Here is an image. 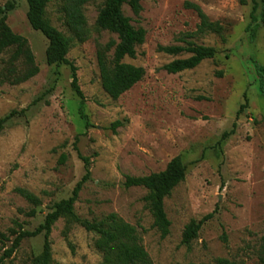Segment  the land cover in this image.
<instances>
[{
  "label": "rangeland",
  "instance_id": "1",
  "mask_svg": "<svg viewBox=\"0 0 264 264\" xmlns=\"http://www.w3.org/2000/svg\"><path fill=\"white\" fill-rule=\"evenodd\" d=\"M256 1L261 27L255 42L249 32L253 0H142L139 16L125 6L133 26L146 31V41L135 59L124 62L146 75L113 100L102 86L98 54L119 38L99 29L105 0H92L83 9L87 39L74 38L67 56L78 69L81 100L72 89L71 67L47 63L49 41L31 28L27 2L0 0L3 10L11 7L7 24L27 39L40 69L28 82L0 86V119L26 110L0 134V259L17 224L35 231L57 203L72 196L86 174L83 157L91 161V178L75 205L76 216L95 221L117 215L136 228L153 264H217L218 259L264 264V95L256 74L257 64L264 66V3ZM190 5L222 26L223 34L198 33L200 18ZM64 16L63 0H52L47 19L73 38ZM187 42L214 48L215 58L168 73L166 65L190 55L171 56L159 48ZM13 51L0 54V72ZM113 53V48L107 52L110 59ZM24 68L19 62V71ZM117 122L123 125L114 129ZM176 157L187 175L165 200L171 233L163 239L145 202L149 192L128 189L125 181L163 172ZM18 189L34 194L40 205L34 207ZM33 209L37 213L30 216ZM213 213L191 247L183 245L186 227ZM50 239L52 264L103 262L96 235L69 219L54 225ZM43 247L44 234L26 239L2 264H36Z\"/></svg>",
  "mask_w": 264,
  "mask_h": 264
},
{
  "label": "trees",
  "instance_id": "2",
  "mask_svg": "<svg viewBox=\"0 0 264 264\" xmlns=\"http://www.w3.org/2000/svg\"><path fill=\"white\" fill-rule=\"evenodd\" d=\"M28 4V21L34 31L42 33L49 41L47 50V63L52 65H69L72 70V89L75 94L84 100V94L79 85L78 69L70 63L67 56L72 47L74 38L80 43L87 39L86 22L83 13L84 6L92 0H63L64 23L72 32L73 38L66 36L58 30L47 19L46 13L48 5L52 0H25ZM142 0H105L100 10L97 24L100 30L109 31L116 34L119 43L111 42L105 51L98 54V66L102 86L105 92L113 99L119 100L125 93L133 89L140 83L145 75V69L134 65L126 64V58L135 59L137 56V47L146 41V31L136 28L132 20L124 14V7L129 6L132 12L139 16L143 7ZM244 4L245 0H241ZM264 3V0H263ZM253 10L251 13V24L249 32L251 41L255 42L257 33L261 27L259 18L256 16L259 4L253 0ZM199 15L200 25L198 33L223 34V27L218 23H213L204 14L202 9L196 5H190ZM8 7L7 11H10ZM7 11L0 8V54L14 50L9 60L8 66L0 72V86L8 83L10 85H20L36 77L40 69L36 64L35 56L29 46L27 39L15 34L7 24ZM264 22V6L262 18ZM114 49L113 57L110 59L107 55L111 49ZM159 51L171 56L189 54L190 57L183 60H175L166 65L164 69L170 74H179L185 71L193 70L204 61L214 59L216 50L212 47L197 45L193 42H187L186 46H168L160 47ZM22 62L24 70L19 71L18 63ZM256 74L261 93L264 95V66L257 64ZM248 108V101L241 107L238 115L242 114ZM26 113L13 111L4 118L0 119V134L6 129L9 122L16 116ZM123 124L117 122L113 125L114 129ZM230 134L226 133L223 140ZM86 166V174L76 185L72 196L69 199L57 203L54 210L50 212L42 225L35 231H26L20 224L18 230H12L15 239L12 245L7 249L0 259L2 264L6 259L12 258L21 248L26 239L36 238L44 234V247L42 254L38 257L36 264H52V242L51 234L54 225L62 218L69 219L87 232L96 235V250L102 254V264H153L152 260L141 243V239L135 227L124 222L117 215L111 214L102 220L88 221L82 220L75 214V205L78 202L81 191L85 184L91 178V161L88 158H81ZM63 158L62 162H64ZM187 169L180 157L173 159L166 170L160 173H154L145 177L127 176L125 181L126 188L141 187L146 189L149 194L145 197L147 207L154 219V227L161 232V237L166 239L171 231V221L165 210V200L170 197L173 191L186 180ZM17 192L34 207L40 205V200L32 193L24 189H18ZM36 210L30 212V216L36 215ZM214 218V213L207 215L199 222L192 221L185 229L182 244L191 247L192 243L198 239L204 225ZM4 239L7 237L2 235ZM227 237L224 240L227 242ZM217 264H237L227 259H218Z\"/></svg>",
  "mask_w": 264,
  "mask_h": 264
}]
</instances>
